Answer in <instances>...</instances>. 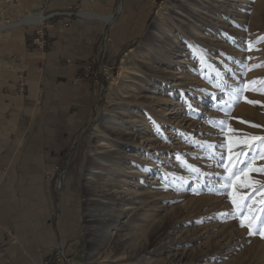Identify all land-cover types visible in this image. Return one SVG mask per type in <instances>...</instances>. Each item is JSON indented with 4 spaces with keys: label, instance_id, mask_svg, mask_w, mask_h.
Wrapping results in <instances>:
<instances>
[{
    "label": "rangeland",
    "instance_id": "374dc122",
    "mask_svg": "<svg viewBox=\"0 0 264 264\" xmlns=\"http://www.w3.org/2000/svg\"><path fill=\"white\" fill-rule=\"evenodd\" d=\"M260 1L245 3L247 10L236 6L218 31L196 38L176 14L181 0H153L129 47L115 60L104 56L86 66L84 77L98 88L94 118L50 171L68 196L79 244L70 257L63 247L54 255L60 249L67 264H264V171H251L258 183L238 189L251 194L248 207H234L232 187H223L225 165L264 168V144L251 140L264 137ZM19 2L0 0V24L37 15ZM22 27L0 32V54ZM118 157L123 164L113 161ZM105 181L112 193L138 196L119 236L114 219L123 206L102 197Z\"/></svg>",
    "mask_w": 264,
    "mask_h": 264
},
{
    "label": "crops",
    "instance_id": "0c3cea01",
    "mask_svg": "<svg viewBox=\"0 0 264 264\" xmlns=\"http://www.w3.org/2000/svg\"><path fill=\"white\" fill-rule=\"evenodd\" d=\"M20 1L44 19L19 26L0 54V264H42L79 244L50 171L94 118L98 88L85 68L129 47L153 0Z\"/></svg>",
    "mask_w": 264,
    "mask_h": 264
},
{
    "label": "bare ground",
    "instance_id": "6f19581e",
    "mask_svg": "<svg viewBox=\"0 0 264 264\" xmlns=\"http://www.w3.org/2000/svg\"><path fill=\"white\" fill-rule=\"evenodd\" d=\"M248 2H250V0H181V12H177L176 14H177L178 18L181 20L182 24H184V21L186 22L185 27H187L189 32L192 34H195L194 36H196V38H199L200 35H202V34L205 35L206 33H208V35H212V33L218 31V30H216L217 29L216 26L217 25L219 26L220 24H222L221 22H223V19L225 17L224 15L226 13H228V14L232 13L233 9L236 6L239 5L241 7H244L245 3H248ZM260 6L261 7L264 6V1H262V0L260 1ZM245 9L247 10L248 6H245ZM43 19H44V17L41 14L28 15V16H25V17L18 19L15 22H12V23L0 24V32L21 26L23 24H38V23H41L43 21ZM170 37H171V34H170ZM171 39L173 41H175V37L172 36ZM176 44H178V43H176ZM172 49H174V45L171 46V50ZM118 134H120V133H118ZM121 159L122 158L118 157V158L114 159L113 161H115V162L121 161ZM124 161H125V159H122V162H120V163L123 164ZM110 170L112 172L117 173V171L114 169V166H113V168L111 167ZM110 184H111V182H109V181L103 182V184H102L103 186H101L100 191L101 190L104 191L102 197L105 198V200L106 199H107V201L108 200L109 201L114 200L113 202L117 201V203L119 202L118 204L122 203L123 207L121 209L120 216L117 219H114V223H115L114 231L116 233V236H117V234L119 236V231H122L125 228L130 227L129 223H128V219H127V217L129 218V216H127L128 212L126 209H127V206L130 205L129 212H133V211L138 210V196H134V198L132 200V199L126 197L125 195H123L124 191H119L121 189H116V191L114 190L113 191L114 193H112V190L109 188ZM121 217H123V219H121ZM136 227L138 228V225ZM136 252H138V245H136V248H135V253Z\"/></svg>",
    "mask_w": 264,
    "mask_h": 264
},
{
    "label": "snow or ice",
    "instance_id": "6c2138e0",
    "mask_svg": "<svg viewBox=\"0 0 264 264\" xmlns=\"http://www.w3.org/2000/svg\"><path fill=\"white\" fill-rule=\"evenodd\" d=\"M264 39V38H262ZM249 48H251V45H249ZM249 103H256L255 101H249ZM253 127H258L257 125H252ZM252 141L259 142L261 144H264V137H252ZM244 144L246 147L251 149L253 147L252 143L249 141H244ZM244 154L243 152L241 153H235L234 155L236 157H239L240 155ZM261 156H264V152L260 153ZM225 171L228 172L229 174L227 176H224V184L223 187L228 188L232 187L233 191L231 193V200L236 208H243V207H248L244 202L250 199L251 194H241L238 189L241 187L245 188H251L254 182L251 179L250 172L251 171H264V168L261 169H255L251 167V161L249 162V167L247 169H240L239 171L234 170L232 167L224 166ZM240 175H243L244 179H240ZM259 191V190H258ZM261 203H264V200L261 201ZM249 211L251 212L252 209L249 207ZM261 211H264V209H261ZM254 219V217H249L248 218V226L251 228V221ZM241 226H244V218H241Z\"/></svg>",
    "mask_w": 264,
    "mask_h": 264
},
{
    "label": "built area",
    "instance_id": "2783aa9c",
    "mask_svg": "<svg viewBox=\"0 0 264 264\" xmlns=\"http://www.w3.org/2000/svg\"><path fill=\"white\" fill-rule=\"evenodd\" d=\"M67 24L68 23H66V25ZM67 263L68 262L64 256V253L60 249H58L57 254L54 255L53 258L46 260L44 264H67Z\"/></svg>",
    "mask_w": 264,
    "mask_h": 264
}]
</instances>
